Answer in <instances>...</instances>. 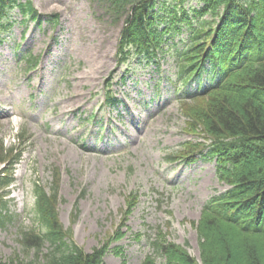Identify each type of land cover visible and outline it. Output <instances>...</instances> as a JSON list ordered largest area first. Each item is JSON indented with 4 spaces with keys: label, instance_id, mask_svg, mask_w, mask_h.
I'll return each instance as SVG.
<instances>
[{
    "label": "rangeland",
    "instance_id": "1",
    "mask_svg": "<svg viewBox=\"0 0 264 264\" xmlns=\"http://www.w3.org/2000/svg\"><path fill=\"white\" fill-rule=\"evenodd\" d=\"M31 2L41 22H22L14 8L12 26L0 33V141L9 148L29 136L2 190L12 219L0 226V259L26 258L19 238L34 225V186L48 189L58 176L59 221L88 252L109 239L102 264H141L158 233L187 243L200 262L195 224L207 200L228 186L213 158H177L187 142L203 139L187 130L181 97L218 77L209 71L177 80L174 51L187 45V30L155 62L132 57L122 65L123 17L106 0ZM56 16L53 25L48 18ZM28 55L37 57L35 66ZM108 91L120 99L114 106L104 104Z\"/></svg>",
    "mask_w": 264,
    "mask_h": 264
},
{
    "label": "trees",
    "instance_id": "2",
    "mask_svg": "<svg viewBox=\"0 0 264 264\" xmlns=\"http://www.w3.org/2000/svg\"><path fill=\"white\" fill-rule=\"evenodd\" d=\"M196 1L199 6L187 7L189 0H106L108 11L123 17L118 64L132 57L155 62L164 47L173 46L171 40L187 30V45L174 51L177 80L186 84L209 71L218 77L191 99L181 97L187 130L203 139L187 142L186 152L177 158L191 160L196 153L213 158L219 181L228 186L203 205L195 224L200 262L187 243L158 233L151 243L153 254L141 264H264V0ZM14 8L20 10L22 22H41L31 0H0V33L12 26L9 13ZM48 20L58 22L57 16ZM27 62L35 66L37 57L28 55ZM117 102L108 91L105 103ZM28 140L17 137L18 146L9 148L0 141V226L12 219L4 210L2 190L10 184V169ZM58 182L56 176L48 189L34 186V225L21 229L19 238L26 258L16 256L8 263L0 259V264L103 263L109 239L88 252L59 221ZM133 204L127 200L129 208Z\"/></svg>",
    "mask_w": 264,
    "mask_h": 264
}]
</instances>
